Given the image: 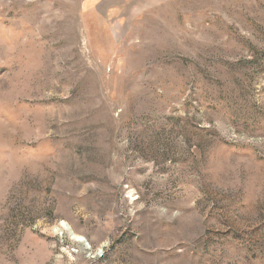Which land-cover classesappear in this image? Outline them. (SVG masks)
Segmentation results:
<instances>
[{"label":"rangeland","instance_id":"rangeland-1","mask_svg":"<svg viewBox=\"0 0 264 264\" xmlns=\"http://www.w3.org/2000/svg\"><path fill=\"white\" fill-rule=\"evenodd\" d=\"M0 264H264V0H0Z\"/></svg>","mask_w":264,"mask_h":264},{"label":"bare ground","instance_id":"bare-ground-1","mask_svg":"<svg viewBox=\"0 0 264 264\" xmlns=\"http://www.w3.org/2000/svg\"><path fill=\"white\" fill-rule=\"evenodd\" d=\"M66 228V227H65ZM75 235V239L77 240V241H82L83 239L81 238V236L80 235H77V234H74Z\"/></svg>","mask_w":264,"mask_h":264}]
</instances>
